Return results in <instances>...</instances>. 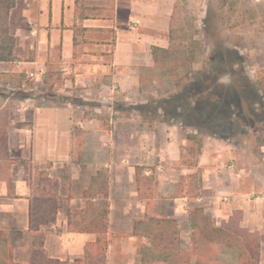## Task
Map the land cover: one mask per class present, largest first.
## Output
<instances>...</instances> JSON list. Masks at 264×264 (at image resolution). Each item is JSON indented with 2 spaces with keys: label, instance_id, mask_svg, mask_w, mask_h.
Segmentation results:
<instances>
[{
  "label": "crops",
  "instance_id": "1",
  "mask_svg": "<svg viewBox=\"0 0 264 264\" xmlns=\"http://www.w3.org/2000/svg\"><path fill=\"white\" fill-rule=\"evenodd\" d=\"M12 1L6 18L12 39L0 33V45L11 51L10 60L0 61V149L5 147L0 156V230L7 233L13 263L31 262L29 200L41 170L58 183L55 220L41 228L47 259L87 264V248L96 236L77 228L97 211L105 181L106 264H142L138 249L149 244L133 229L150 217L175 219L182 247L190 245L189 225L185 241L188 201L172 195L179 177L192 172L177 168L180 146L186 144L182 124L166 115L146 126L136 110L119 108L142 103L147 87L156 83L154 50L171 45L166 18L176 0H161L157 8L140 0ZM30 73L37 83L59 81L70 92L93 93L100 103L114 106L107 107L109 116H99L106 114L99 107L89 113L69 102L38 103L27 94ZM230 145L203 134L198 168L207 194L195 203L217 226L240 211L242 227L262 232L261 209L249 203L264 200V194L246 192L252 179L226 160L233 158L231 151H223ZM137 166L145 167L144 176L154 177L149 190L141 188L151 198H139Z\"/></svg>",
  "mask_w": 264,
  "mask_h": 264
},
{
  "label": "rangeland",
  "instance_id": "2",
  "mask_svg": "<svg viewBox=\"0 0 264 264\" xmlns=\"http://www.w3.org/2000/svg\"><path fill=\"white\" fill-rule=\"evenodd\" d=\"M140 3L157 8L161 0ZM166 23L172 36L170 58L155 68L156 83L147 87L142 103L119 108L136 110L146 126L168 115L182 124V136L202 139L208 132L230 141L223 151H231L233 158L226 160L252 179L246 192L264 194V91L259 88L264 84V0H176ZM35 80L28 82L27 94L37 99L48 96L53 103L77 104L88 112L99 107L106 112L99 116H109L107 107L114 106L100 103L93 93L70 92L59 81ZM249 205L260 208L257 214L264 218V200ZM187 232L185 220V241ZM214 249L209 264H236L234 252ZM191 264L198 263L192 259Z\"/></svg>",
  "mask_w": 264,
  "mask_h": 264
},
{
  "label": "trees",
  "instance_id": "3",
  "mask_svg": "<svg viewBox=\"0 0 264 264\" xmlns=\"http://www.w3.org/2000/svg\"><path fill=\"white\" fill-rule=\"evenodd\" d=\"M14 6L12 0H0V33L5 34L7 40L8 27L6 18ZM3 42V40H0ZM172 43V39H171ZM156 52H158L156 54ZM171 45L168 49H155V62L157 67L164 59L170 58ZM11 51L0 45V61H8ZM264 91V84L259 85ZM34 99L41 104L53 103L48 96ZM58 104V103H56ZM4 135L0 134V141ZM186 144L180 146V156L177 162L179 170H191L186 175H181L174 185L173 196L183 197L188 201V225L190 246L182 247L175 219L150 217L135 223L133 233L145 237L148 247L138 249L142 254V264H153L156 261L163 264H191L192 259L198 264H209L213 261L215 247L231 250L235 254L236 264H259L261 246L264 243V231H250L241 226L242 214L235 211L226 222L217 226L214 219L204 212L203 208L195 203V199L203 197L207 191L201 187V171L198 168V157L201 154L202 139L193 134L185 136ZM5 150V147L0 149ZM145 167L135 168L136 189L140 199H148L153 195L149 190L154 185L153 175L144 176ZM0 178L2 176L0 175ZM103 197L97 206V211L91 215L86 225L77 228L79 232L95 234L92 245L87 248V264H106L108 247V201L106 194V181L102 188ZM141 189V190H140ZM58 183L48 177L45 170L38 173L35 193L29 200V230L31 236V262L30 264H64L45 257L43 249V226L55 220L58 210ZM147 202V206H148ZM141 232H138V227ZM0 264H16L12 261L11 247L7 243V233L0 230Z\"/></svg>",
  "mask_w": 264,
  "mask_h": 264
},
{
  "label": "built area",
  "instance_id": "4",
  "mask_svg": "<svg viewBox=\"0 0 264 264\" xmlns=\"http://www.w3.org/2000/svg\"><path fill=\"white\" fill-rule=\"evenodd\" d=\"M29 77H30V78H33V77H34V74H33V73H30V74H29Z\"/></svg>",
  "mask_w": 264,
  "mask_h": 264
}]
</instances>
